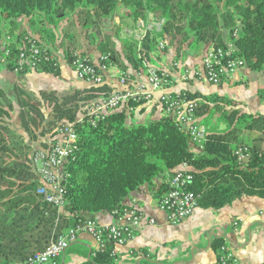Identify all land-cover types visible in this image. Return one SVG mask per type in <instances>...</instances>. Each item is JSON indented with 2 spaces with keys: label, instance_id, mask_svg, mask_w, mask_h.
<instances>
[{
  "label": "trees",
  "instance_id": "trees-1",
  "mask_svg": "<svg viewBox=\"0 0 264 264\" xmlns=\"http://www.w3.org/2000/svg\"><path fill=\"white\" fill-rule=\"evenodd\" d=\"M219 4L232 8L224 13L222 20ZM121 8L126 9L124 15L133 23L153 12L165 18V25L160 33L147 35L140 47L133 40L120 38L117 29L120 51L108 47L107 53L109 63L120 69L125 70L129 65L140 71L144 61L158 57L164 48L159 49L156 36L163 37L166 31L173 39L178 36L174 50L178 57L183 43L191 40L206 47L224 45L222 30L226 27L229 41L234 43L245 67L264 71V0H0V52L6 38L11 37L8 66L12 67L18 53L17 44H25L26 38L32 37L22 29L21 21L32 19L36 13L57 23L58 18L61 20L77 9L95 19L111 16ZM235 30L237 34L233 35ZM71 50L65 52L68 61ZM172 65L171 62L169 68ZM36 71L59 74L58 67L48 62L40 63ZM113 91L103 82L59 97L53 91L35 95L18 83L13 86L20 124L29 140H39L45 147L59 126L74 124L76 149L62 167L64 212L59 214L37 192L41 183L32 165L30 145L9 126L12 100L4 98V105L0 98V264L21 261L45 249L51 239L71 226V220L77 222L85 215L93 217L100 212L112 213L142 186L153 187L158 178L184 163L191 166L195 176L191 189L200 194V207L220 208L242 194L264 198V157L260 155V145L264 142L262 113L234 108L223 113L229 125L237 122L243 130L257 134L251 158L242 165L232 154L224 132L209 131L203 150L194 152L187 133L179 130L169 116L162 114L146 122L136 120L133 112L145 102L130 101L120 109L93 115L81 110L80 103L101 99ZM258 95L264 97V88L258 90ZM0 96L4 97L1 90ZM188 96L197 100L199 117L211 108H219L220 95L216 93L189 92ZM223 101L232 102L227 97ZM130 106L135 110L130 111ZM162 191L164 185L160 183L158 192ZM224 242L225 238L220 236L210 242L217 258ZM112 249L110 245L93 257L92 249L85 251V260L80 264H115L117 254Z\"/></svg>",
  "mask_w": 264,
  "mask_h": 264
},
{
  "label": "built area",
  "instance_id": "built-area-1",
  "mask_svg": "<svg viewBox=\"0 0 264 264\" xmlns=\"http://www.w3.org/2000/svg\"><path fill=\"white\" fill-rule=\"evenodd\" d=\"M164 25V17L148 12L146 18H139L131 27H125L122 34L124 38L135 41L140 47L147 35L152 37L160 33ZM236 34L237 30L233 35ZM9 39L12 40L7 37L2 49L7 56L9 55ZM157 45L159 49H163V40H157ZM17 49L18 53L14 60L16 71L33 70L43 62L52 63L54 66L58 64V58L52 49L48 45L38 44L32 37H27L25 44H17ZM109 60L108 53L93 58L71 50L68 64L78 78L92 84H102L106 77L105 73L108 72ZM143 66L146 77L144 82H134L130 75L121 72L118 83L122 87L114 89L111 94L99 99L88 113L92 115L107 113L122 108L130 101L157 103L162 113L169 116L179 130L187 133L193 146L202 151L208 141L209 131L196 113L197 100L190 98L185 92L170 90V85L175 72L182 81L194 80L210 85H218L223 80L234 76L246 66L234 43L229 41L219 46L208 45L200 60L188 65L174 61L171 68H157L144 61ZM129 110L134 111V106H130ZM76 141L74 124L65 123L58 127L55 136L47 139V146L37 149L32 154V165L41 183L37 192L57 210L64 205V192L61 185L62 167L65 160L76 149ZM252 147L243 144L232 148V154L239 164L248 163L252 155ZM260 155L264 157V149L260 150ZM164 178V191L158 196L156 206L164 213L166 224L176 225L193 214L198 206L200 194L191 189L195 176L191 166L186 163L172 173H167ZM111 214L115 222L110 224H101L91 218L72 222L65 233L58 236L45 249L36 251L24 260L9 264H45L46 262L56 264L57 258L77 240L80 233H86L94 240L92 257L97 251H103L110 245L114 253L115 245H125L144 227L157 224L156 219L149 216L140 206L136 197L131 198ZM237 223L238 221L235 220L232 224L236 227ZM216 264H239L230 242L226 241L221 245ZM258 264H264V262Z\"/></svg>",
  "mask_w": 264,
  "mask_h": 264
},
{
  "label": "crops",
  "instance_id": "crops-1",
  "mask_svg": "<svg viewBox=\"0 0 264 264\" xmlns=\"http://www.w3.org/2000/svg\"><path fill=\"white\" fill-rule=\"evenodd\" d=\"M25 27L29 28L26 25ZM222 34H224L223 30ZM33 37L40 39L39 35H33ZM43 44L47 45L46 43ZM115 48L120 51V43ZM185 49H187V46ZM205 49L206 46L202 44L198 52L193 51L192 54L187 52V63L191 64L199 61ZM56 51V56L58 58L57 67L59 69L58 75L33 71L25 73L24 76H22L21 79L18 78V80L20 82L24 81V77L28 80L31 79V83H38L47 87L54 83H59L61 79L65 83L70 82V84H74L76 88L90 87L92 83L78 78L71 69L63 50L58 49ZM92 54L96 55L95 53ZM175 56L177 57V54L174 51L173 58H175ZM121 61H123V59H121ZM170 63L171 61L167 63L168 65L166 66H169ZM61 65L66 66L63 68V71ZM113 69L116 71H110V73H112H109L104 80L110 90L122 87L118 83V77L122 71L127 72L134 82H144L146 78L142 71H136L129 65H126L125 70L120 69L118 65ZM65 71H67L66 74ZM175 75H177L176 72ZM249 76H252L256 80L257 84L255 86V91L258 94V90L264 88V74L258 71L252 73L248 67L243 68L237 74L218 85H210L194 80L182 81L180 77H173L170 90L185 92L187 95H189V92H199L204 95L216 93L217 95L226 96L232 100L234 99L235 102L242 103L243 99L241 97H234L233 95L227 96L224 93H227L226 91L228 90L231 91L232 84L236 82L246 83V79ZM16 78L17 75L12 69L0 65L1 89L12 88L15 82H19L16 81ZM197 85L203 87L204 90L199 91ZM253 98V102H256L257 109L254 108L246 112H259L264 115V104L263 106L260 104L261 101L264 102V99H260L257 95H254ZM241 107L242 104L235 105L234 109L237 108L240 110ZM141 108L142 110H140ZM140 109H136L133 112L135 119L138 118L140 122H146L163 114L156 103H144ZM9 126L15 133L22 137L25 143L30 145L31 153L43 147L39 140H29L28 134L25 135V131H22L20 122L19 125H17L19 128L15 127V125L13 126L11 123H9ZM249 134L250 139H254L257 136L255 133L250 132ZM252 144V146H255L254 143ZM261 149H264V142L260 145V150ZM192 150L194 152H201L196 148H192ZM159 180L160 178L155 181L153 187L151 185L142 186L131 196V198L136 197L138 199L140 206L149 216L156 219L157 224L144 227L125 245H115L114 252L117 254L114 260L115 264H216V251L210 247L211 240L216 236L224 237L225 242H230L239 264H258L264 262V198L242 194L236 197L231 203L220 208H204L197 206L189 218L179 224L171 225L165 223L164 213L158 210L156 206L157 198L161 193L158 192L159 188L156 190V185L159 183ZM62 212H64L62 208L57 210L58 214ZM85 218L95 219L101 224L115 222L113 215L107 212H100L93 217L85 215ZM235 220L238 221L236 227L232 224ZM72 222L74 221L71 220V225ZM194 225H201L202 231H204L205 234L201 237L199 235L188 236L187 231L189 229L191 230ZM183 229L185 230L184 234L182 233ZM75 246L78 252L82 253L94 248L95 242L88 234L80 233L72 247ZM79 255L82 254H78L77 257L76 254L71 253L69 254V259L66 260V251H64V253L57 258L56 264H80L85 258Z\"/></svg>",
  "mask_w": 264,
  "mask_h": 264
},
{
  "label": "rangeland",
  "instance_id": "rangeland-1",
  "mask_svg": "<svg viewBox=\"0 0 264 264\" xmlns=\"http://www.w3.org/2000/svg\"><path fill=\"white\" fill-rule=\"evenodd\" d=\"M231 9H232L231 6H224L223 4H219L218 13H219L220 19L222 20L224 13H226L227 11H230ZM125 13H126V9L121 8V9H118L111 16L105 15L103 17L94 19L92 16H90L91 14H89V16H86L87 14H84V12H82L80 9H77L73 12H70L65 18L61 20L60 18H58L59 20L57 21V23L49 22L46 18H44L42 14L36 13L32 19L22 20L21 24L23 25L22 29L25 30L26 32H29L30 35H32V37L33 35H39L41 39L39 40L49 45L52 48L53 53L56 55H57L56 50L58 49L59 50L62 49L64 53L68 52L69 49H72L80 53L90 55L91 57L95 58L96 56H99L100 54L107 53V51H109L107 50L108 47H116L117 45H119L120 42L118 38L119 37L124 38L122 34L123 29L125 27H131L134 24L129 16L124 15ZM25 25L29 28H26ZM117 29H118L119 37L115 35V32ZM223 33H224L223 34L224 41L228 42L229 41L228 28L223 27ZM171 35L172 34L170 32L166 31L163 37H161V35L156 36L158 40L162 39L165 42V46L163 47L164 49L162 50L163 52L158 54V57L151 58L149 61L150 64L155 65L157 68H169V66L163 67V65H168L167 63H169L170 61L174 63L173 59L171 58L174 57V50L177 46L176 44L178 43L177 42L178 36L173 39ZM10 41L11 40L9 39L8 42L10 43ZM9 43H8V46H9ZM184 45L187 46V49H183ZM200 47H202V43H198L194 40L183 43L181 47L180 55L177 57L176 62H179L182 64L186 63L188 65L189 63H187V60H186L187 52L189 54L190 53L192 54L193 51L198 52L199 51L198 49ZM91 52L95 53L96 55H93ZM9 57L10 56L9 55L7 56L6 53L2 50V52H0V65L5 66L6 68L12 69V71H14L17 75L16 81H19L18 78L21 79L25 73L33 72V71L38 72L36 71V69L23 70L24 72L20 74L22 72L21 70L16 71L14 69V60H15L14 58H13L12 67L8 66V63L10 61ZM64 67L66 66L61 65L62 71ZM113 68H115V65H113L112 63H108V72H106L105 75L107 76L110 73V71H116ZM140 71H142L144 74V66L143 68H140ZM250 71L252 73H254L255 71H258L264 74L263 70L250 69ZM66 73L67 71H65V74ZM175 77H178V74L175 75ZM23 80L24 81H21V82L19 81L15 83H18L19 85L29 90L30 92L34 93L35 95H37L38 92L43 91L44 89H46L44 91L55 92L59 97L70 94L75 89L76 90L86 89V87L76 88L74 84H70V82L65 83L61 79L59 80V83H54L53 85H50L47 87H44L38 83H33V82L31 83V79H29L30 80L29 81L27 78L23 77ZM15 83L12 85V88H5L4 90L0 88V90L2 91V94L4 95V97L0 96V98L2 101H4V105H6V100H4V98H8V100L10 98L12 100L13 103H12V108L10 110V117L7 121H9V123H11L13 126L15 125V127H18L17 125H19V122H20L19 115H18L19 107L16 105V102L14 101V95H13V86L15 85ZM256 84H257L256 80L252 76L247 77L246 83L244 84L241 82H236L235 84H232V90L231 91L228 90L226 91L227 93H224V94L227 96L233 95L234 97H241L243 99L242 103L235 102L234 99L233 100L231 99L232 102L227 103L223 101V97H226V96H220L218 100V102L220 103L219 108L218 109L211 108L209 113L205 114V116L200 117L201 123L205 125L208 131L224 132L226 137L228 138V141H230L229 143L232 148L236 147L237 145H243V144L252 146L254 139H250V134H249L250 132L243 130L241 128L242 125L240 123L235 122L229 125L228 121L223 116V113L225 112L229 113V111L232 108H234L235 105H239V104H242V107L240 108L241 111H251L254 108H256L257 107L256 102H253L254 95H257L260 99H264V97L261 98L256 93L255 91ZM197 89L199 91L204 90L203 87L201 86H198ZM98 100L94 99V100L88 101V103H85V104L80 103L81 110L91 111L92 107L95 105V103ZM260 104H262L261 106H263L264 102L261 101ZM210 105H213V102H211ZM136 120H138V118ZM22 131H24L23 128H22ZM25 135H27V133ZM192 148H196V147L193 146L192 144ZM164 182H165V178L161 177L159 180V183L156 185V187L158 186L156 190L160 187V183L161 185H164ZM66 230L61 232L59 235H56L55 238L51 239L49 244L52 241H54L58 236H60L62 233H65ZM184 231L185 230L183 229L182 230L183 234H184ZM204 234L205 233L204 231H202L201 225H194L191 230L189 229L187 231V235L190 237L192 235H199L201 237ZM71 253L76 254L77 257H78V254H82L79 256L84 257L83 255L84 252L79 253L75 246V247L70 248L68 251H66V260L69 259L70 257L69 254ZM45 264H51V263L46 262Z\"/></svg>",
  "mask_w": 264,
  "mask_h": 264
},
{
  "label": "water",
  "instance_id": "water-1",
  "mask_svg": "<svg viewBox=\"0 0 264 264\" xmlns=\"http://www.w3.org/2000/svg\"><path fill=\"white\" fill-rule=\"evenodd\" d=\"M188 140H189V138H188Z\"/></svg>",
  "mask_w": 264,
  "mask_h": 264
}]
</instances>
